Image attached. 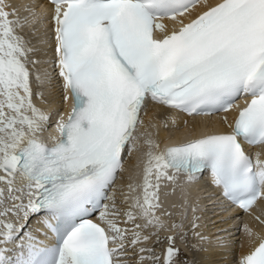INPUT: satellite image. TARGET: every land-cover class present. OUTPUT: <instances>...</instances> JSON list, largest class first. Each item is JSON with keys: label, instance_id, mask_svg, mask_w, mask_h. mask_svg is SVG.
I'll list each match as a JSON object with an SVG mask.
<instances>
[{"label": "snow or ice", "instance_id": "obj_1", "mask_svg": "<svg viewBox=\"0 0 264 264\" xmlns=\"http://www.w3.org/2000/svg\"><path fill=\"white\" fill-rule=\"evenodd\" d=\"M51 3L53 63L62 99L71 102L56 134L48 131L50 114L34 101L47 102L41 90L52 78L41 58L47 53L18 31L29 26L35 33L39 16L31 7L20 17L0 0V264H176L174 236L167 237L163 261L147 244L153 236L158 242L164 225L157 215L162 183L175 184L180 173L190 184L210 170L222 195L249 213L264 200V0ZM152 104L190 116L222 114L230 130L163 151L146 140V159L133 166L140 182L130 177L121 212L114 186L138 148L134 133ZM169 123L177 126L174 117L160 121L165 128ZM245 143L262 147L253 156ZM97 211L100 222L88 218ZM41 212L56 237L51 246L31 233L20 236ZM198 219L193 215V235L206 240L195 231ZM149 227L157 231L146 232ZM240 264H264V238Z\"/></svg>", "mask_w": 264, "mask_h": 264}, {"label": "bare ground", "instance_id": "obj_2", "mask_svg": "<svg viewBox=\"0 0 264 264\" xmlns=\"http://www.w3.org/2000/svg\"><path fill=\"white\" fill-rule=\"evenodd\" d=\"M14 1L15 0H6V2L9 4H13ZM216 1L217 0H209L210 3H214ZM31 7H34V5H32L27 0H24L15 10L17 15L23 17L24 15L28 14L26 9ZM37 14L39 16L38 22L32 26L36 29L35 33L29 32V26H25L23 29H18V31L27 33L32 39L33 43L37 44L38 47L47 53L46 56L41 57L48 61L43 67L48 70L52 77L50 85L41 89L45 91L47 102L41 103L37 97H34V101L37 103L38 107H42L50 114L48 131L52 134H56L54 132L56 122L58 121L60 115L63 114L66 116L68 111L60 112L59 109L60 104L64 102L62 99L63 90L58 83L57 73L53 70L51 62L52 60L49 58V39L45 29V22L43 20L44 15L41 12H37ZM193 15H195V13H193ZM35 87L36 86L34 85V88ZM166 116L174 117L177 126H172L171 123H169L168 128L163 127L160 124V121L165 119ZM220 116L214 118L186 117L163 106L152 104L148 107L145 113V121H143L139 128H141L143 132H146V124H148L152 130L156 131L155 133L159 136V139H164L168 135H173L174 138L172 139V142L179 143L192 138V136L226 131L228 128L221 122ZM230 119L231 113L229 114V121ZM185 121L187 123H185ZM153 124H155L156 127H153ZM144 138L146 139L141 140L138 137V148L127 160L125 164V171L117 178L116 184L114 186L116 190L117 204L120 205V208L124 210L127 209V205L122 203V201L125 194H127L129 191L128 184L131 182L130 177L137 183H139L141 179V176L137 174L140 170L136 169L135 167L133 169L132 167L137 161H143L146 159L145 153L147 152L149 146L145 143V141L148 140L147 138L149 137L144 135ZM45 139L51 140L48 137V133H45ZM142 148H144V150H141ZM260 148L261 147L256 149V151L260 150ZM153 150L158 151L159 148H155ZM133 157L135 158V162H133ZM212 185H214L212 183V177L208 176L207 174L204 176H199L196 181H193L190 184L185 183V174L183 173L179 174V179L175 184L164 181L160 189V202L162 207L157 210V215H159L164 221V225L158 230V234L162 236L165 235V237H168V235L174 236L175 233L177 232L178 234L181 229L184 230L186 227L191 228V225L187 224H191L193 215L198 216L199 219L196 221V223L199 224L200 227H198L195 231L200 232V234L207 239L200 240L199 237L193 235L192 231L190 237L187 239L182 238L183 236H179L180 238L175 236L174 246L178 245L177 247H182L184 242H188L190 251L191 248L196 250L198 257L196 256L193 258V260H190V264H240L242 256L246 255L250 249L260 242V239L264 238V223H261V221H264V200L258 201L257 204L253 206L250 213L246 211H240L239 209L235 210L232 207H228L225 201H221L220 198L214 195V188ZM122 188H124V190H122ZM111 191L112 190L110 189L109 193H111ZM207 193L210 194L211 200H214V202L217 204H207L208 202H206V199L204 198V194ZM107 202L108 201H105V203ZM193 208L196 209L195 213H193ZM46 215L47 214L44 212H41L37 216L32 215L21 231L20 236L24 237L25 233H31L37 238V240L42 241L43 245L52 243L54 241L52 232L45 228L41 222ZM257 216L260 218L259 220L256 219ZM98 217L99 212L96 213L93 219L97 222H100ZM212 217L214 218L213 220ZM8 218L12 219L13 221L23 223V221H17V218L11 214H9ZM174 218L178 219L179 223L177 225H182V227H173ZM123 219L124 217L121 216V220ZM220 220L225 221L222 224H218L216 229H213L210 224ZM141 221L142 220H138V222L142 223ZM207 221L210 223L206 224V226L211 228L204 229L203 226ZM244 224H247L252 230L253 235L251 237L246 234L243 228ZM122 226L125 225L122 224ZM127 226L131 227V225ZM223 227H226L227 229H224ZM152 230L157 231V229L154 227H149L146 232L151 233ZM183 230L181 232H183ZM223 237L228 238L229 243L225 247L223 245V247H221L223 249H221L215 244L214 240L217 241ZM225 238H223V240ZM154 245L158 250L160 249L159 252L162 261L163 255L166 251L165 248H167L168 245L165 243V241L163 242L159 239L157 242V240L152 237V240L148 242L147 246L154 247ZM144 255L148 254L145 253ZM137 257L138 256H136L135 259H137Z\"/></svg>", "mask_w": 264, "mask_h": 264}, {"label": "rangeland", "instance_id": "obj_3", "mask_svg": "<svg viewBox=\"0 0 264 264\" xmlns=\"http://www.w3.org/2000/svg\"><path fill=\"white\" fill-rule=\"evenodd\" d=\"M51 92V91H50ZM49 92V93H50ZM57 95V94H56ZM119 206V208H120V205H118ZM121 209V212H123L124 211V209H122V208H120ZM203 212V211H202ZM200 213V212H199ZM214 218H215V216H214ZM213 217H212V220L214 219ZM225 221V220H224ZM224 221H218V222H215V223H211L210 225H211V227H213V229H216L217 228V225L218 224H222ZM208 223H210L209 221H207V222H205V225L203 226L204 227V229H206V228H211V227H207L206 226V224H208ZM187 225H191V224H187ZM209 225V226H210ZM216 225V226H215ZM224 229H227L226 227H223ZM183 229H181L180 231H179V235L177 234V232L175 233V235H174V237L175 236H177V237H179V236H183V238H189L190 237V235H191V233H192V229L191 228H188V227H186L184 230H183V232H181ZM156 231V230H155ZM151 232H154L153 230L151 231ZM185 233H186V235H185ZM216 233H217V231H216ZM226 233V232H225ZM231 233V232H230ZM158 236H159V239L160 240H162L163 242L165 241V243L168 245L169 244V241H168V239H167V237H165V235H159L158 234ZM154 238H155V240H157V237L156 236H153ZM180 238V237H179ZM223 238H225V237H223ZM223 238H220L219 240H214V242H215V244L216 245H218V247L219 248H221V247H223V245H224V247L225 246H227L228 245V243H229V241H228V238H225L224 240H223ZM227 240V241H226ZM226 241V242H225ZM188 242H184V245H182V247L181 248H183V249H181L180 247H177L178 245H176L175 247L176 248H178L179 249V253H178V255L175 257V260H176V264H190L189 262H190V260H193V258L194 257H198V255L196 254V250L194 249V248H191V251H190V249H189V246H188ZM149 247H151L154 251H155V253L157 254V255H160V252H159V250L155 247V245H154V247L153 246H149ZM188 247V248H187ZM187 250H186V249ZM181 249V250H180ZM221 249H223V248H221ZM225 249H227V248H225ZM190 252H189V251ZM194 252H193V251ZM137 253H138V248H137ZM188 251V252H187ZM192 255H193V257H192ZM135 258V257H134ZM137 259H138V257H137ZM189 260V261H188ZM162 261H163V259H162ZM178 262V263H177ZM144 264H150V262L149 261H147V262H145Z\"/></svg>", "mask_w": 264, "mask_h": 264}]
</instances>
